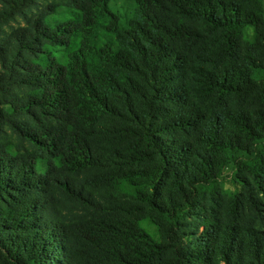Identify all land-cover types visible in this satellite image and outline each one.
<instances>
[{
  "label": "trees",
  "instance_id": "1",
  "mask_svg": "<svg viewBox=\"0 0 264 264\" xmlns=\"http://www.w3.org/2000/svg\"><path fill=\"white\" fill-rule=\"evenodd\" d=\"M0 264H264V0H0Z\"/></svg>",
  "mask_w": 264,
  "mask_h": 264
},
{
  "label": "rangeland",
  "instance_id": "2",
  "mask_svg": "<svg viewBox=\"0 0 264 264\" xmlns=\"http://www.w3.org/2000/svg\"><path fill=\"white\" fill-rule=\"evenodd\" d=\"M250 168L254 170H259L260 169L259 160H255L252 163H250ZM229 173H230V170L225 169L224 170L225 177L220 181L221 193L227 197H229L235 190L234 185L231 183L230 178L228 177Z\"/></svg>",
  "mask_w": 264,
  "mask_h": 264
}]
</instances>
